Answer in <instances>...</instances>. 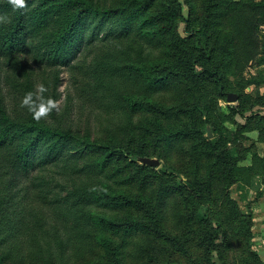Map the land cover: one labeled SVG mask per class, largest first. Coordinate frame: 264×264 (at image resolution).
<instances>
[{
    "label": "trees",
    "instance_id": "1",
    "mask_svg": "<svg viewBox=\"0 0 264 264\" xmlns=\"http://www.w3.org/2000/svg\"><path fill=\"white\" fill-rule=\"evenodd\" d=\"M187 3L0 0V264H264L232 192L264 197V152L244 146L264 143V93L247 92L264 87V0ZM101 34L88 85L107 117L83 130L58 106L62 68ZM37 85L56 105L39 120L21 107Z\"/></svg>",
    "mask_w": 264,
    "mask_h": 264
},
{
    "label": "rangeland",
    "instance_id": "2",
    "mask_svg": "<svg viewBox=\"0 0 264 264\" xmlns=\"http://www.w3.org/2000/svg\"><path fill=\"white\" fill-rule=\"evenodd\" d=\"M184 4V10L183 14L185 17H188L189 15V5L187 3V0H181ZM187 24L182 23L180 25V33L182 35L187 34ZM264 35V27L263 32ZM96 44H93L90 47L88 45L83 46L81 51L78 53L77 58L69 65L62 68V74H61V85H60V93L61 97L58 101V106L63 111L65 109H68L69 115L73 118L75 124L81 128V129H92L97 130L100 128V121H104V119L107 117L105 112H102L98 106H96V103H93L92 100H90L89 93L93 91V89L89 88L88 82L91 79V71L93 67L94 59L99 55V53L102 52V47L105 43H107L106 40H103V34L100 35L98 38V41L95 42ZM27 55V58L31 59V54L27 53L24 54V56ZM26 58V57H25ZM34 68L36 69V72H39V75H41L44 70L43 67L35 64ZM259 70H264V66L259 68ZM11 70L5 67L4 73H9ZM258 72V69L254 67H249L246 70V75L249 74H256ZM4 89L8 93V101L11 104V90H9V85L7 86L6 81L4 82ZM247 92H254V93H264V87H250L247 88ZM229 94H235L238 97V94L236 93H228L227 97L225 99L220 100V107L222 108V111L229 112L228 107L229 106H237L238 100L234 102H230L228 99ZM256 111H259L260 113L264 114V108H257ZM238 123H244L245 118L241 116H237L236 118ZM226 126H228L232 131L236 130V125L232 123H227ZM208 130L211 131V136L208 135ZM212 128L207 129V137L211 138L215 136L212 133ZM258 132H252L248 136L250 140L244 142L245 147H249L252 144H256L258 147V150L261 154L264 152V143L259 141ZM251 157V156H250ZM250 157L246 161L247 164H250ZM157 158V157H156ZM161 160V159H159ZM164 161L161 160V165L156 168L162 167ZM57 175L58 178H61L60 174H54ZM257 180V179H256ZM65 182H68L65 180ZM255 188L258 187V185L254 186ZM264 190V186H263ZM233 197L238 198L240 200V206L244 211H248L250 209V203L252 204L257 200V193L255 190L246 189V192L248 194V200H244L242 198L243 192L236 186L233 187ZM261 206H264V202L261 203V205L258 207V216H256V224H255V245L254 249H256L262 258L264 259V208H261ZM263 211V212H261Z\"/></svg>",
    "mask_w": 264,
    "mask_h": 264
},
{
    "label": "clouds",
    "instance_id": "3",
    "mask_svg": "<svg viewBox=\"0 0 264 264\" xmlns=\"http://www.w3.org/2000/svg\"><path fill=\"white\" fill-rule=\"evenodd\" d=\"M8 4L12 6L13 12L23 10L27 8L26 0H8ZM11 23V17L9 14L5 13L0 15V25H5ZM38 93L29 92L25 94L21 102L22 108H27L31 112L35 119L39 120L42 117H45L49 112L55 108V102L51 99L44 102L39 93L46 91V88L43 85H37ZM35 96V100L33 97ZM36 101H40L39 104Z\"/></svg>",
    "mask_w": 264,
    "mask_h": 264
},
{
    "label": "water",
    "instance_id": "4",
    "mask_svg": "<svg viewBox=\"0 0 264 264\" xmlns=\"http://www.w3.org/2000/svg\"><path fill=\"white\" fill-rule=\"evenodd\" d=\"M228 99L230 102H234L238 100V97L235 94H229ZM208 135L209 136L212 135L210 130H208ZM138 161L141 164L149 165L152 167H159L161 165V160H159L158 158L143 157V158H139Z\"/></svg>",
    "mask_w": 264,
    "mask_h": 264
},
{
    "label": "crops",
    "instance_id": "5",
    "mask_svg": "<svg viewBox=\"0 0 264 264\" xmlns=\"http://www.w3.org/2000/svg\"><path fill=\"white\" fill-rule=\"evenodd\" d=\"M257 193V192H256ZM257 198V197H256ZM264 202V197H261V198H257V200L252 204V209H253V212H254V215H255V220H256V216H258V207L261 205V203ZM261 208H264V206H261ZM263 212V211H261ZM255 224H256V221H255ZM254 230H255V226H254ZM262 255V254H261ZM264 256V255H263Z\"/></svg>",
    "mask_w": 264,
    "mask_h": 264
}]
</instances>
